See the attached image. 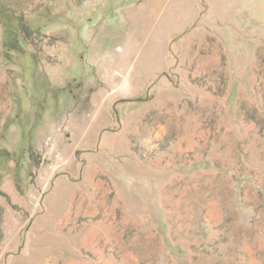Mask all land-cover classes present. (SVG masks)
<instances>
[{"label": "rangeland", "instance_id": "1", "mask_svg": "<svg viewBox=\"0 0 264 264\" xmlns=\"http://www.w3.org/2000/svg\"><path fill=\"white\" fill-rule=\"evenodd\" d=\"M0 4V264H264V0Z\"/></svg>", "mask_w": 264, "mask_h": 264}, {"label": "crops", "instance_id": "2", "mask_svg": "<svg viewBox=\"0 0 264 264\" xmlns=\"http://www.w3.org/2000/svg\"><path fill=\"white\" fill-rule=\"evenodd\" d=\"M212 0H171L166 11L168 0H158V34L166 39L185 32L201 19L205 3Z\"/></svg>", "mask_w": 264, "mask_h": 264}, {"label": "trees", "instance_id": "3", "mask_svg": "<svg viewBox=\"0 0 264 264\" xmlns=\"http://www.w3.org/2000/svg\"><path fill=\"white\" fill-rule=\"evenodd\" d=\"M0 11H4V12H8V13L11 12V13L14 15V11L9 10L6 6H3V5H1V4H0ZM14 17H15L16 19H18L19 29H20L21 32H23L22 34H24L26 31L23 30V24H22V21L20 20V18H17L15 15H14ZM24 31H25V32H24Z\"/></svg>", "mask_w": 264, "mask_h": 264}]
</instances>
